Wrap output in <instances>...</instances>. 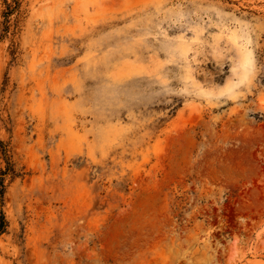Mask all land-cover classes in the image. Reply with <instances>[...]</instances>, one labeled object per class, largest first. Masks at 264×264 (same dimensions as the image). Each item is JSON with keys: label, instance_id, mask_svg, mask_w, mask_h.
<instances>
[{"label": "rangeland", "instance_id": "374dc122", "mask_svg": "<svg viewBox=\"0 0 264 264\" xmlns=\"http://www.w3.org/2000/svg\"><path fill=\"white\" fill-rule=\"evenodd\" d=\"M13 2L0 264H264V0Z\"/></svg>", "mask_w": 264, "mask_h": 264}, {"label": "trees", "instance_id": "16d2710c", "mask_svg": "<svg viewBox=\"0 0 264 264\" xmlns=\"http://www.w3.org/2000/svg\"><path fill=\"white\" fill-rule=\"evenodd\" d=\"M15 4H18V0H14ZM8 9H10V11L12 10V4L7 3ZM7 12L5 13V16H7ZM0 231L4 228V226L6 225V218L4 213L1 210V202H2V195H3V184H2V179H0Z\"/></svg>", "mask_w": 264, "mask_h": 264}]
</instances>
